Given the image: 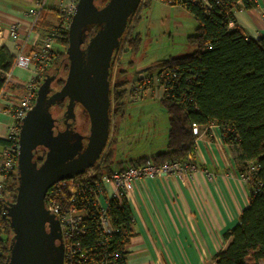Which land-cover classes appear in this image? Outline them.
<instances>
[{
  "label": "trees",
  "instance_id": "obj_1",
  "mask_svg": "<svg viewBox=\"0 0 264 264\" xmlns=\"http://www.w3.org/2000/svg\"><path fill=\"white\" fill-rule=\"evenodd\" d=\"M105 1L99 0V3L103 4ZM163 1L180 5L193 16L196 27L194 33L186 39L195 49L189 53L160 59L154 64L157 76L165 69L175 73L168 81L162 78L159 80L163 87L159 102L167 114L165 148L150 155L131 158L118 169L137 167L147 162L154 165L178 162L198 167L194 156L198 135L192 133L191 126L193 123L201 128L218 126L223 141L238 147L239 171L243 172L248 164H258L257 180L262 185L256 191L254 180L247 183L250 192L248 204L241 211L239 222L223 233L227 246L214 255V263L264 264V35L247 37L242 28L235 24L233 17L235 10L255 7L256 0H208L209 7L199 1ZM146 3L147 0H144L138 8ZM138 8L128 19L129 30L122 52L120 50L121 54L136 53L139 49L140 36L131 32L139 19ZM69 21L70 19L63 26L54 27L47 35L54 33L53 40L57 42V46L50 49L43 73L56 67L64 73L67 70L65 48ZM132 21L134 24L130 28ZM95 31L96 27L91 28L88 36L91 37ZM118 56L119 51L111 62V71ZM14 60L15 56L6 47L0 46V95L9 87L5 73L11 71ZM147 72L148 75L151 74V71ZM118 76L120 80H115L109 93L107 142L101 157L92 167V175L86 178V182L90 184L98 182L101 176L115 168L113 163L117 129L129 103L126 98L129 80L124 77L125 70L121 69ZM62 82L63 79L59 84ZM112 118L116 122L113 136H110ZM0 142L7 144L6 139H0ZM32 159L38 165L43 161L44 154H34ZM3 184L12 196L1 204L4 209L15 201L18 186L16 168L5 174ZM107 215L112 225L118 229L111 241L114 249L119 250V247L128 245L133 234V219L126 199L109 197ZM88 218V234L85 239L92 241L97 235L95 213L89 211ZM10 232L9 222L3 215L0 221V264H5ZM127 255V250H120L118 264H126Z\"/></svg>",
  "mask_w": 264,
  "mask_h": 264
},
{
  "label": "crops",
  "instance_id": "obj_2",
  "mask_svg": "<svg viewBox=\"0 0 264 264\" xmlns=\"http://www.w3.org/2000/svg\"><path fill=\"white\" fill-rule=\"evenodd\" d=\"M64 1L46 0L34 23L28 14L34 7L32 0H0V46L15 56L19 47L28 53L46 44L50 31L65 25L60 12V3ZM167 4L168 10L189 13L180 5ZM233 17L247 37L264 35V0H256L251 9L235 10ZM12 24H17L18 41L11 37ZM56 46L55 40L49 44L50 49ZM127 64L121 68L125 74ZM147 71L148 67L137 69L132 76L140 72L148 74ZM35 72L12 70L9 87L0 103V139H5L12 121L10 111L23 92V82ZM161 95V88L153 86L145 90L142 98ZM145 106L143 102L139 107ZM122 121L117 129V145L123 140L119 134ZM207 131L201 129L195 140L194 156L199 165L195 171L140 179L124 197L133 219L126 264H215L214 255L227 246L223 233L239 222L250 192L238 169L237 145L224 142L218 126L211 125ZM4 149L0 142V161ZM106 186L111 190V185Z\"/></svg>",
  "mask_w": 264,
  "mask_h": 264
},
{
  "label": "water",
  "instance_id": "obj_3",
  "mask_svg": "<svg viewBox=\"0 0 264 264\" xmlns=\"http://www.w3.org/2000/svg\"><path fill=\"white\" fill-rule=\"evenodd\" d=\"M141 0H106L96 7L94 0H78L67 27V70L62 86L49 98L38 87L32 107L21 119L16 155L18 186L15 201L4 207L12 231L5 264H45L48 235L46 223L57 218L45 207V195L54 183L73 178L92 168L102 155L109 133V63L112 51L127 29L129 17ZM97 27L84 43L85 29ZM106 60L105 67L102 61ZM100 70L102 73H100ZM67 98L86 112L89 130L83 150L71 155L68 147H56L52 128L43 117L44 104ZM37 146L47 148L40 164L33 161ZM11 213V214H10ZM63 247L52 264H62Z\"/></svg>",
  "mask_w": 264,
  "mask_h": 264
},
{
  "label": "built area",
  "instance_id": "obj_4",
  "mask_svg": "<svg viewBox=\"0 0 264 264\" xmlns=\"http://www.w3.org/2000/svg\"><path fill=\"white\" fill-rule=\"evenodd\" d=\"M34 7L28 10L35 23L38 20L40 9L43 8L46 0H32ZM78 0H65L60 3V12L62 13L63 22L66 23L73 14ZM192 2H201L209 7L208 0H191ZM144 0L140 1V4ZM139 4V5H140ZM10 34L14 41H18L17 24L10 26ZM53 34L47 36L46 44L41 45L38 49L28 53L22 52L20 47L15 55V60L11 71L6 72L5 76L9 81L12 70L21 68L23 70L33 69L37 72L33 77L23 82V92L19 97L17 104L10 111L12 118L11 123L7 127L5 139L7 144L2 153L0 161V221L5 214V210L1 204L12 198L11 192L4 188L5 174L16 168V155L18 150V135L21 119L26 112L32 107L37 93V82L42 76V72L47 65V56L50 52L49 44L53 40ZM175 73L170 69H165L156 78L147 73H139L136 78L129 82L126 86L127 100L135 102L142 99L145 90L150 88L154 82L161 88L159 84L160 78L168 81L169 77H174ZM5 91L0 95V103L4 99ZM162 96V95H161ZM209 126L201 128L193 123L191 126L192 133L200 135V130L206 131ZM197 167L194 165H186L184 163H163L154 165L147 162L141 166L128 167L123 170L112 169L109 173L101 176L98 182L90 184L86 182L89 172L73 177L62 179L54 183L48 188L45 195V207L53 214L59 223V229L62 238V264H118L119 251L127 250V246L114 249L111 241L112 236L118 229L112 225L107 215L108 198L116 197L118 200L125 197L126 194L133 189L136 181L140 179H151L158 176H167L170 174L181 175L183 173H192ZM258 164H248L243 172H240L241 178L249 183L254 180L256 191L261 188V182L257 180ZM111 185V190L106 185ZM95 213L97 235L95 240L89 241L85 239L88 234L87 219L88 212ZM122 244V240H121Z\"/></svg>",
  "mask_w": 264,
  "mask_h": 264
},
{
  "label": "rangeland",
  "instance_id": "obj_5",
  "mask_svg": "<svg viewBox=\"0 0 264 264\" xmlns=\"http://www.w3.org/2000/svg\"><path fill=\"white\" fill-rule=\"evenodd\" d=\"M138 11L139 19L133 28H131L134 24L132 21L130 28L132 34L138 33L140 36L139 49L136 53L124 52L121 54L119 52L118 59L115 60L112 69L111 90L115 80L119 78L118 72L121 71L122 67H126L127 61H131L129 65L127 64L128 67L125 74L129 82L136 78V76L132 75L137 69L146 67L156 78L155 72L157 69L154 66L156 61L167 59L170 56L189 53L195 49L194 46L186 41L187 35L193 34L196 27V22L191 14L185 10L182 13L168 10V4L161 0H147V3L143 7L138 8ZM175 22L181 25H177ZM128 30L129 26L126 29V35ZM122 46L121 52L124 48V43ZM54 70L49 69L46 73L52 75ZM60 75L63 77L65 73L61 72ZM153 86L159 88L156 82L151 87ZM143 102H145L146 106L139 107ZM77 112L79 127L83 129L82 115H80L78 110ZM122 120L119 134L123 140L115 146V162L113 163L115 168L113 169L126 165L131 158L148 155L151 151L155 153L165 148L167 114L159 102V98L149 97L129 102ZM115 122L116 120L112 118L110 136H113ZM86 172L92 175L93 168Z\"/></svg>",
  "mask_w": 264,
  "mask_h": 264
},
{
  "label": "flooded vegetation",
  "instance_id": "obj_6",
  "mask_svg": "<svg viewBox=\"0 0 264 264\" xmlns=\"http://www.w3.org/2000/svg\"><path fill=\"white\" fill-rule=\"evenodd\" d=\"M94 5L96 7L101 6L102 4L99 3V0H94ZM93 28V27H92ZM91 28L87 29L84 32V43L82 44V49H84L86 42L94 35L91 37L88 36V32L90 31ZM97 30V27H96ZM96 32V31H95ZM126 30L122 34V36L119 38V44L116 49L112 51L111 57H110V63H109V83H110V90H111V79H112V71H111V62L114 58V55L116 52H120V49L123 47V43L126 37L125 34ZM125 34V35H124ZM106 60L102 61V67H105ZM62 70L59 68H55L54 73L52 75L44 72L37 84V89L38 87L44 82V87H43V93L46 98H49L51 95H53L56 91L60 89L62 86L63 82L59 84V81L61 79L65 78V75L62 77L60 73ZM100 73L101 70H100ZM43 111V117L46 121L47 124H49L52 128V132L54 137V143H56V147H60L62 145L64 148L68 147V152L76 156L77 153L81 152L85 146L86 140H87V135H88V130H89V124H88V117L85 112V110L78 104L75 103L74 101H70L67 98L63 99H56L54 102H52L50 105L44 104ZM80 112V115H82L83 121H82V127L81 129L79 127L78 123V112ZM85 118V121H84ZM86 123V124H85ZM46 154L47 153V148L42 147V146H37L33 150V154ZM11 214V213H10ZM7 220L8 218L5 217ZM46 230H47V235H48V241L46 245V253H45V264H52L54 261L59 248L62 245V238L59 237V231L57 224L54 220L53 217L50 216L49 221L46 223ZM11 231V229H10ZM12 231L9 234V244L8 247L11 243L12 239ZM9 255V248H7L6 252V257Z\"/></svg>",
  "mask_w": 264,
  "mask_h": 264
}]
</instances>
